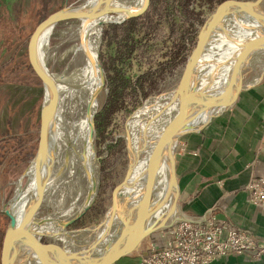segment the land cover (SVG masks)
Instances as JSON below:
<instances>
[{
    "label": "rangeland",
    "instance_id": "rangeland-1",
    "mask_svg": "<svg viewBox=\"0 0 264 264\" xmlns=\"http://www.w3.org/2000/svg\"><path fill=\"white\" fill-rule=\"evenodd\" d=\"M80 1L0 0V252L9 222L3 210L8 207L12 196H15L16 185L22 173L26 172L37 154L35 140L44 96L42 86L27 60L26 41L34 27L44 18L66 4H77ZM217 4L216 0H150L141 15L121 24L104 27L100 57L107 92L98 93L97 113L93 118L95 131L92 129L90 138V158L85 160L88 163L82 164L86 171L85 167L92 168L90 164L96 165L95 159H98V191L89 209L65 227L71 236L62 237L68 242L66 247L70 252L88 249V241L94 239L93 229L101 222L110 204L111 192L130 164L129 150L124 138L130 118L148 100L170 93L187 76L193 58L187 61L197 42V20L205 24L214 16L210 12ZM261 7L264 10V0H261ZM197 12L203 15L198 16ZM80 26L79 22H58L51 26L47 41L50 50L47 67H53L55 74L76 71L86 64ZM45 37L47 36L44 35L42 39ZM39 41L40 36L37 40V51ZM262 53L259 51L244 67V88L264 75L260 65L264 61ZM58 61L61 63V70L58 68ZM58 69L60 71L56 72ZM216 99L205 97L204 105L210 103L215 106L219 102ZM53 171L56 173V168ZM66 176L63 174L56 177L55 183L60 181L61 185L47 191L36 212L37 219L67 218L80 208L88 190L82 187L78 189L75 185V189L71 191L67 184H63ZM24 181L27 184L26 178ZM69 190L75 195L74 198ZM122 191L123 188L117 201L120 200ZM244 192L248 202L264 207V177L249 180L244 186ZM48 200L54 204H50ZM177 208L179 211L178 201ZM39 209L48 216L43 217ZM182 221L209 225L203 226L202 230L212 231L211 235L214 237L201 235L208 239L203 241L199 238L200 249L217 241L219 245L230 247V252L225 255L249 254L253 261L264 263V241L224 218L209 214L202 220L186 218L176 221L172 226L154 231L130 254L113 264L136 261L139 264L141 256L164 250L170 244L176 245V240L173 241L168 232ZM207 221L209 222L206 223ZM218 228L222 229L220 234ZM160 239H164V242ZM194 250L202 252L200 261L208 259L212 252ZM26 251L22 253L23 257L17 264H28L31 252ZM220 256H215L204 264H209ZM200 261L196 260L194 264H200ZM33 263L37 264L34 260Z\"/></svg>",
    "mask_w": 264,
    "mask_h": 264
},
{
    "label": "bare ground",
    "instance_id": "bare-ground-1",
    "mask_svg": "<svg viewBox=\"0 0 264 264\" xmlns=\"http://www.w3.org/2000/svg\"><path fill=\"white\" fill-rule=\"evenodd\" d=\"M85 2L88 1L85 0L83 3ZM144 2L145 0H113L111 5L117 7L119 12L108 16L107 22H116L127 13L137 11ZM233 10L235 13H231ZM94 23L86 25L80 23L86 64L76 71L53 73L52 79L55 82L53 85L56 89H47L44 93L45 100H48L52 93H57L58 98L44 117L47 122V131L44 136L43 152L36 154L32 164L16 185V194L13 197L11 209L18 215V218L25 216L36 203L41 206L47 191L61 185L60 181L55 183L57 176L67 175L63 184H67L71 191L75 189V185L78 189L82 187L88 190L82 205L74 214H77L89 202L92 190L97 183L98 159H95L96 165L90 162L92 168L85 167L86 171L82 165L87 162L85 160L90 158V138L93 129L91 122L93 114L97 110V96L103 80L102 74L95 64V49L98 45L100 31ZM205 24L209 31L202 62L195 64V57H193L192 65L188 67L187 76L182 82L170 93L148 100L132 115L128 122L124 138L129 150L130 165L134 170L123 187L122 196L118 200L120 207L116 208L114 214L110 216V222L107 224L105 222L102 230L95 227L92 232L97 235L96 238L102 240L107 254H110L108 250L114 236L117 239L121 234L126 235L129 225L134 222L137 225L138 211L142 202L150 201L151 208L154 210L153 217L149 218L148 223L153 218H155L154 220L162 219L171 207L173 200L171 195L167 196L161 205H157L160 199L163 200L168 189L166 160H161L151 171L144 174L141 173V170L175 113L183 95L185 82L192 75L197 76L199 92L196 99L209 97L221 100L222 96H229L233 93L239 84L233 83L229 87L226 82L239 70L240 63L235 54L245 42L260 34V28H264V18L253 9L235 6L229 8L227 12H220L218 16L211 17ZM51 26L41 33L39 41L38 56L45 66L48 65L47 59L50 55L47 41ZM44 35L47 37L42 39ZM258 52L257 49L250 51L244 57V66L248 64L250 58L253 59L254 56H257ZM260 63L264 70V61L262 60ZM209 106L212 107L213 104ZM205 118L206 115L193 116L185 124V130L195 131L202 125ZM93 131L95 130L93 129ZM54 168H56V173L53 171ZM25 178L28 180L27 184H25ZM71 191L69 194L74 198L75 195L73 196ZM48 201L50 204H54L53 201ZM28 221V224L35 226V230L56 235L61 233V240H64L65 244L68 243L62 236H71V233L64 234L63 232L62 234V219L58 217L37 219L35 213L28 217ZM88 242L90 245L88 248L93 253L94 239ZM30 258L28 264H34Z\"/></svg>",
    "mask_w": 264,
    "mask_h": 264
},
{
    "label": "water",
    "instance_id": "water-1",
    "mask_svg": "<svg viewBox=\"0 0 264 264\" xmlns=\"http://www.w3.org/2000/svg\"><path fill=\"white\" fill-rule=\"evenodd\" d=\"M84 1L85 0H81L77 4H66L62 9L53 12L52 14L44 18L34 27L26 41L27 60L34 75L39 80L42 86L43 96L45 95L44 92L47 89H56V87L54 86L55 82L52 79L55 70L53 69V67L48 68L47 66H45L43 61H40L38 56L39 50L37 51V40L45 28L49 27L50 25L53 26L58 22L73 23L79 21L80 23L85 25L91 22H95L94 25H96V27L100 31L98 37V45L95 49V64L102 74L101 78L103 79V83L100 87L99 92L101 94L103 92H107L106 80L103 68L101 66L100 57L101 39L104 27L113 24H121L131 18H135L141 15L146 10L150 2V0H145L144 4L137 11L127 13L116 22H107L106 19L108 16H113L114 14H117L119 12V9L117 7H112L111 4L113 3V0H87V3H83ZM216 1L218 3L217 6H215V8L210 12V14H213L214 16H218L220 12L224 13L229 11V8L232 6H240L253 9L256 12H259V14H261L264 18V10L261 7V0ZM231 13H235V10H233ZM197 15L202 16L203 13L201 15L200 12H197ZM196 28V46L187 62L195 57V64H200L202 62L201 59L203 57V54L206 50V40L209 29H207L206 24H201L198 22V20L196 23ZM80 42L81 39L79 43ZM254 49H257L258 51L264 53V28H260V34L245 42L242 45L241 49L235 54V57L240 63L239 70L226 82V85L230 87L233 83H238L239 86H237V88L229 96H222L221 100H219V102L215 106L210 107L209 105H212L210 103L209 105H204L203 99H196L197 93L199 92V81L198 79H196V75H192L185 82L183 87V95L179 104L177 105L175 113L169 120L161 137L157 140V145L153 147L151 154L148 155L147 159L145 160V166L141 170V173L144 174L145 172L151 171V169L161 160L165 159L167 162L168 189L167 193L162 198L163 200L160 199L157 202V205H161L169 195L172 196L173 200L169 211L162 219L154 220L155 218H153L150 223H148L149 218L153 217L154 210L151 208L150 201L142 202L141 207L139 206L140 210L138 211L137 225H135L136 222H134L133 224L128 226L126 235L121 234L117 239H115L116 236L113 237V241L110 242V248L108 250L110 254H107L108 252L105 251V245H103V242L102 240H100V238H96V234L94 235L93 253L90 252L89 248L81 250L79 252H70V249L66 247L65 241L61 240V233H59V235L49 234L47 232L45 233L44 231L35 230L34 225L28 224V217L33 216L38 211V208H40L39 204L36 203L35 205H33V207L30 208V210L27 211V214L25 216H22V218H18V215L11 209V204L14 201L12 196L11 200L8 203V207L4 208L3 210V212L9 218V222L4 232L1 245L0 264H16L18 260L22 259L21 255L26 250H28L26 252L32 253H30V260H34L37 264H113L121 257L130 254L145 237L149 236L154 231L172 226L178 220L186 219L182 215H179V211L177 208L179 186L175 170V153L178 140L182 136L198 132V130L204 127L210 120L221 115L231 106L238 93L244 89V86L242 84L243 71L245 67L244 57H246V55ZM60 61H58V68L61 67V63H59ZM61 68L59 69L61 70ZM59 69L56 72H59ZM44 97L41 102L39 129L35 140V151L39 154H42L43 152L45 145L44 136L47 131V122L44 117L49 112V108H52V105L56 103L58 98L57 93H52L48 100H45ZM96 113L97 110L93 114L91 122L93 129V118L95 117ZM202 115H206V118L205 121L202 122L201 126L197 127L195 131L185 130V124L188 123L193 116ZM133 170L134 168H132L129 164L124 176L119 181V183L115 185L111 192L110 204L105 211L104 217L102 218L101 222L95 227L102 230L105 222L106 224L110 222V216L114 214L116 208L120 207V205H118L119 203L117 199L120 196L122 188L127 184L128 178L133 173ZM97 191L98 181L92 190L89 202L84 205V207L77 214L62 219V234L63 232L64 234L66 232L69 233V231L65 230V227L76 221L89 209L95 199ZM40 212L41 211L39 209V213ZM41 214H43V212H41ZM42 216H48V214L45 213ZM123 236L124 239L122 238Z\"/></svg>",
    "mask_w": 264,
    "mask_h": 264
},
{
    "label": "crops",
    "instance_id": "crops-1",
    "mask_svg": "<svg viewBox=\"0 0 264 264\" xmlns=\"http://www.w3.org/2000/svg\"><path fill=\"white\" fill-rule=\"evenodd\" d=\"M175 170L182 216L202 220L215 214L264 241V207L248 202L244 192L249 180L264 177V75L200 131L179 139ZM209 264L264 263L229 254Z\"/></svg>",
    "mask_w": 264,
    "mask_h": 264
},
{
    "label": "built area",
    "instance_id": "built-area-1",
    "mask_svg": "<svg viewBox=\"0 0 264 264\" xmlns=\"http://www.w3.org/2000/svg\"><path fill=\"white\" fill-rule=\"evenodd\" d=\"M257 198L255 195L254 199ZM207 221L206 223H208ZM204 223H189L186 221L179 222L178 226H174L169 230L170 237L176 240V245L172 246L170 244L166 249L161 251H154L150 255H143L140 257L139 264H194L196 260L201 259L202 252L194 250L199 249L200 251L210 250V257L208 259H202L200 264H204L206 262L211 261L210 259L215 256L225 255L230 252V247L226 245H219L217 241L211 245H206L204 249H200V240L201 237L204 239H208V235L211 237L212 231H203ZM228 228V227H227ZM219 234L222 232L221 228H218ZM193 241V242H192ZM187 244L189 246H187ZM187 246V248H186Z\"/></svg>",
    "mask_w": 264,
    "mask_h": 264
}]
</instances>
